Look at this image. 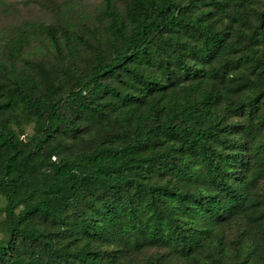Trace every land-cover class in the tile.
<instances>
[{"label":"trees","instance_id":"obj_1","mask_svg":"<svg viewBox=\"0 0 264 264\" xmlns=\"http://www.w3.org/2000/svg\"><path fill=\"white\" fill-rule=\"evenodd\" d=\"M262 4L106 0L99 44L0 40V264L264 259ZM31 32L55 60L22 58Z\"/></svg>","mask_w":264,"mask_h":264},{"label":"rangeland","instance_id":"obj_2","mask_svg":"<svg viewBox=\"0 0 264 264\" xmlns=\"http://www.w3.org/2000/svg\"><path fill=\"white\" fill-rule=\"evenodd\" d=\"M120 9L125 8V0H114ZM106 0H0V40L3 45L13 39L19 28L29 23L54 26L60 30L79 32L92 43L99 44L104 34L102 12ZM264 7V5H260ZM261 7V8H262ZM22 58L24 60L52 62L56 58L53 42L49 37L40 33H29ZM87 59L90 52L78 49ZM27 133L32 134V127L27 128ZM4 202L0 199V208ZM249 227L246 220H240L228 228L229 240L240 237ZM1 238V235H0ZM163 252L158 249L148 250L144 255L137 256L127 264H155L158 254ZM264 256V243L260 247ZM258 264H264V259Z\"/></svg>","mask_w":264,"mask_h":264}]
</instances>
